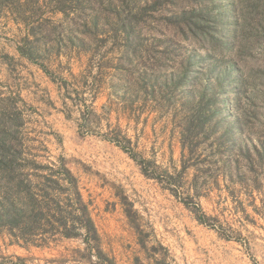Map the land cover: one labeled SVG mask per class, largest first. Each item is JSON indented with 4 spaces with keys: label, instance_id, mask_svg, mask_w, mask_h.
<instances>
[{
    "label": "rangeland",
    "instance_id": "1",
    "mask_svg": "<svg viewBox=\"0 0 264 264\" xmlns=\"http://www.w3.org/2000/svg\"><path fill=\"white\" fill-rule=\"evenodd\" d=\"M45 1L44 17L51 16L50 26L58 27L49 37L54 33L49 26L34 44V61L18 50L25 26L6 15L0 18V113L13 114L8 121L17 126L18 150L43 163L66 159L90 202L100 240L89 246L81 238H61L35 246L0 230V264H264V151L250 171L242 156L244 168L225 164L228 156L238 157L233 139L238 131L223 136L222 125L210 133L218 117L211 119L208 132L196 129L188 136L187 119L199 107L209 113L215 91L208 85L210 72L200 75L201 81L177 85L180 64L186 67L193 58L199 66L212 55L208 67L225 66L230 73L223 90L232 86L234 91L243 75L238 103L262 106V98L252 93L264 75V46L235 58L231 66L229 54L219 47L175 32L168 23L175 7L170 0L148 5L136 40L134 34L127 40L118 26L89 37L92 32L79 30L74 14H51ZM216 1L217 7L231 2ZM132 42L141 43V49ZM131 65L138 76L145 66L156 70L158 81L131 83L129 71L124 74ZM256 132L249 142L257 141ZM131 153L153 162L149 172L171 184L143 174ZM185 161L189 167L183 169ZM194 203L200 204L204 222Z\"/></svg>",
    "mask_w": 264,
    "mask_h": 264
},
{
    "label": "trees",
    "instance_id": "2",
    "mask_svg": "<svg viewBox=\"0 0 264 264\" xmlns=\"http://www.w3.org/2000/svg\"><path fill=\"white\" fill-rule=\"evenodd\" d=\"M41 1L0 0V18L6 15L16 23L25 26L26 33L21 39L22 43L18 45V50L21 55L31 61L37 58L34 53L35 45L42 41L48 27L55 22L51 16L44 17ZM171 1L174 2L175 7L169 14L168 23L175 32L186 39L191 38L208 43L212 48L219 47L221 53L229 54L230 58L227 62L231 66L237 64L236 59L241 58L244 53L251 51L255 46H264V0H231L229 6L224 7H217L216 0ZM153 2L155 1L46 0L43 4L51 6V14L60 12L65 17H68L70 13L74 14L72 19L76 21L75 24L78 25L79 30L92 32L89 37L102 35L99 33L100 29L118 26L124 28L127 40L133 34L136 40L141 36L139 23L145 11L149 10L148 5ZM68 3L70 5L77 3L79 7L69 9ZM55 27L58 26H50V31L54 33L51 32L49 37L55 36ZM36 37L38 38L33 41L32 38ZM245 37L247 39H243ZM84 38L82 37L80 41L84 42ZM50 41L56 42L51 39ZM131 44L136 50L141 49V43L132 42ZM192 59H188L186 67L184 62L179 65L180 75L177 85L187 86L192 81H201L200 75L210 72L208 85L215 91L214 107H210L209 113L206 112L207 109L199 107L196 113L187 119L188 131L186 133L190 136L196 129L206 133L210 130L211 119L218 117L210 133H216L222 125L226 126L223 129V136L235 129L238 131L237 135H233L238 157L232 159L228 156L224 163L229 164L233 161L236 166L241 165L244 168L241 164L242 159L247 162L249 171L252 170L255 163L259 161L260 153L264 151V96H262L264 95V75L263 78L261 77L258 91L252 93V97L262 98L260 102H263V105L253 104L251 109L249 105V108L240 106L237 101L242 94L241 89L245 82L243 75L236 80L234 91H230L232 86L228 87V90H223L222 82L230 76L225 66L223 70L208 67L213 64L212 55L202 58L203 63H199V66H195L191 62ZM206 60H210V63L206 64ZM163 66L164 64L161 65ZM128 71L131 83L139 84L148 79L158 81L159 78L156 70L147 66L139 76L136 75V65L128 67L124 74ZM230 111L232 114L229 113ZM0 114L2 115L0 117V230H6L15 237L18 243L22 240L26 245L46 246L51 241L61 238H81L86 245L97 244L100 238L92 218L90 202L84 200L78 179L69 169L66 159L59 157L54 161L43 163L38 161L37 155L32 153L27 155L18 150L17 147L21 143L15 136L18 132L15 129L17 126L8 121L13 114L7 110ZM16 119L14 113V120ZM256 131H261V133L257 134ZM255 132L258 135L257 141L249 142ZM109 140L116 142L126 151L130 150L129 146L126 147L120 139ZM127 142L129 143L130 140L127 139ZM131 156L138 161L143 174L158 179L160 182L170 183L156 173L149 172L148 167L153 162L143 158L138 160L134 153H131ZM188 167L185 161L183 169ZM165 173L168 174L166 175L167 180L173 179V175L167 170ZM170 190L178 195L176 190ZM188 196L193 199L196 197V195ZM183 202L191 206L189 201L184 200ZM194 204L197 207L195 213L198 220L204 222L203 216L199 215L200 204Z\"/></svg>",
    "mask_w": 264,
    "mask_h": 264
}]
</instances>
